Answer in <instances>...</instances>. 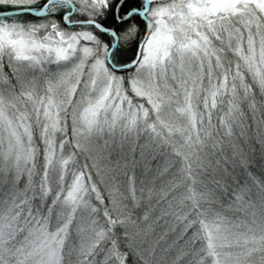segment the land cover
I'll return each instance as SVG.
<instances>
[{
  "label": "snow or ice",
  "instance_id": "1",
  "mask_svg": "<svg viewBox=\"0 0 264 264\" xmlns=\"http://www.w3.org/2000/svg\"><path fill=\"white\" fill-rule=\"evenodd\" d=\"M0 264H264V0H0Z\"/></svg>",
  "mask_w": 264,
  "mask_h": 264
},
{
  "label": "trees",
  "instance_id": "2",
  "mask_svg": "<svg viewBox=\"0 0 264 264\" xmlns=\"http://www.w3.org/2000/svg\"><path fill=\"white\" fill-rule=\"evenodd\" d=\"M244 110H245L246 116H245L242 127L247 129V135H246V137L241 136L240 135L241 127H235L233 140L235 143L239 144L243 148L244 152L249 156L250 159H253L255 161V165L250 170L255 172L257 175H259L260 174L261 157H262V149H261V146L259 145V143H257V141H256L254 128L248 127L251 124V113L248 112L246 105L244 106ZM253 149H254V154H253ZM228 151L230 154L231 149L229 148ZM236 171L240 177L241 183H243V181L245 179V175H244L243 171L240 169H237ZM227 203H228L227 200H225L224 201V209H218V210L224 211L227 208ZM225 214L230 219L240 218L239 214H237L235 212H225ZM149 239L150 240L155 239V237H150ZM169 242H171V241H169ZM166 246L167 245H164V247H166ZM180 247H182V244L177 245V247L174 248L170 252L169 259L175 258ZM101 259H102V257H101Z\"/></svg>",
  "mask_w": 264,
  "mask_h": 264
},
{
  "label": "rangeland",
  "instance_id": "3",
  "mask_svg": "<svg viewBox=\"0 0 264 264\" xmlns=\"http://www.w3.org/2000/svg\"><path fill=\"white\" fill-rule=\"evenodd\" d=\"M22 186V185H21Z\"/></svg>",
  "mask_w": 264,
  "mask_h": 264
}]
</instances>
